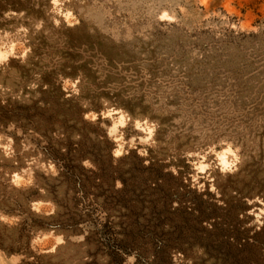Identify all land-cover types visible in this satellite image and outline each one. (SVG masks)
Listing matches in <instances>:
<instances>
[{"label":"rangeland","instance_id":"rangeland-1","mask_svg":"<svg viewBox=\"0 0 264 264\" xmlns=\"http://www.w3.org/2000/svg\"><path fill=\"white\" fill-rule=\"evenodd\" d=\"M0 264H264V0H0Z\"/></svg>","mask_w":264,"mask_h":264}]
</instances>
